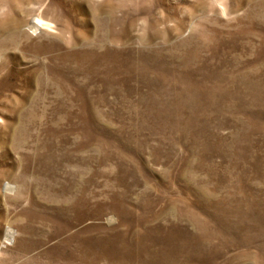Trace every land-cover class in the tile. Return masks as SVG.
<instances>
[{"label":"rangeland","instance_id":"obj_1","mask_svg":"<svg viewBox=\"0 0 264 264\" xmlns=\"http://www.w3.org/2000/svg\"><path fill=\"white\" fill-rule=\"evenodd\" d=\"M0 264H264V0H0Z\"/></svg>","mask_w":264,"mask_h":264},{"label":"bare ground","instance_id":"obj_2","mask_svg":"<svg viewBox=\"0 0 264 264\" xmlns=\"http://www.w3.org/2000/svg\"><path fill=\"white\" fill-rule=\"evenodd\" d=\"M39 22H40V21L36 22L35 26H39Z\"/></svg>","mask_w":264,"mask_h":264}]
</instances>
